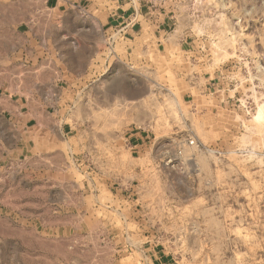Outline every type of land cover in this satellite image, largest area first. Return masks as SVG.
Instances as JSON below:
<instances>
[{"label":"rangeland","instance_id":"1","mask_svg":"<svg viewBox=\"0 0 264 264\" xmlns=\"http://www.w3.org/2000/svg\"><path fill=\"white\" fill-rule=\"evenodd\" d=\"M178 2L193 55L141 62L107 35L69 119L46 122L68 126L59 141L28 143L25 90L0 89V264H264V0ZM3 11L0 55L15 41ZM87 16L61 14L83 38Z\"/></svg>","mask_w":264,"mask_h":264},{"label":"crops","instance_id":"2","mask_svg":"<svg viewBox=\"0 0 264 264\" xmlns=\"http://www.w3.org/2000/svg\"><path fill=\"white\" fill-rule=\"evenodd\" d=\"M182 7L178 0H0L2 15L11 17L9 27L15 36L14 44L0 55V73L11 74L9 79H0V89L25 90L21 95L26 97V110L24 115L19 114L25 125L33 123L32 128H41L38 134L30 133L28 143L35 145L41 138L51 140V128L57 130L58 141L68 136L66 124L51 126L46 122L69 119L71 114L66 108L72 104L76 89L84 88L82 81L98 67L100 41L107 35H118L127 57L141 62L151 54L170 51L185 58L193 55L195 40ZM69 12L88 15L76 18L88 26L84 38L67 31V20L61 14ZM39 16L46 17L45 25L35 22ZM76 36L80 42L73 39ZM82 48L89 49L88 54L83 55ZM76 63L81 69L75 68ZM38 73L54 75L49 83H42L35 76ZM189 95L184 94L183 99ZM19 109L17 103L6 107L12 114ZM133 137L130 145L144 156L146 148L139 144L138 134ZM45 150L41 147L37 151ZM152 257L153 264L169 262L163 255Z\"/></svg>","mask_w":264,"mask_h":264},{"label":"bare ground","instance_id":"3","mask_svg":"<svg viewBox=\"0 0 264 264\" xmlns=\"http://www.w3.org/2000/svg\"><path fill=\"white\" fill-rule=\"evenodd\" d=\"M253 120L255 122H260V121L264 120V105L258 107L257 113H256Z\"/></svg>","mask_w":264,"mask_h":264},{"label":"built area","instance_id":"4","mask_svg":"<svg viewBox=\"0 0 264 264\" xmlns=\"http://www.w3.org/2000/svg\"><path fill=\"white\" fill-rule=\"evenodd\" d=\"M185 144L188 145V146H193L194 145V141L193 140H185ZM182 154V151L181 150H177L174 154L175 157H178V156H181ZM173 162V159L170 158L167 160V163L170 164Z\"/></svg>","mask_w":264,"mask_h":264}]
</instances>
